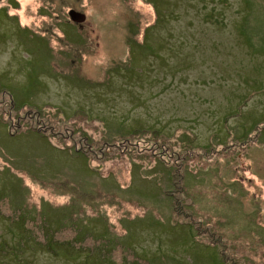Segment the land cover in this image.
Here are the masks:
<instances>
[{"label":"rangeland","instance_id":"obj_1","mask_svg":"<svg viewBox=\"0 0 264 264\" xmlns=\"http://www.w3.org/2000/svg\"><path fill=\"white\" fill-rule=\"evenodd\" d=\"M10 2L0 264H264V0Z\"/></svg>","mask_w":264,"mask_h":264},{"label":"trees","instance_id":"obj_2","mask_svg":"<svg viewBox=\"0 0 264 264\" xmlns=\"http://www.w3.org/2000/svg\"><path fill=\"white\" fill-rule=\"evenodd\" d=\"M15 3V2H14ZM15 5H16V3H15ZM18 5H19V3L17 4V6H14L13 5V2H10V3H8L7 4V6L6 7H4L3 8V11H2V13L0 14V17L1 18H3L5 21H3L2 22V24H1V32H2V34H7L5 31H7L8 29H6V30H3L4 29V27L6 26V24L8 23L9 25H12V24H14V26H15V29H18V27H20V28H22L23 27V25L21 24V22L20 23H17V21H19V19L18 18H20V14L18 13V12H15V11H12V10H16V9H18ZM11 7V8H10ZM43 18L44 17H46V16H42ZM12 23V24H11ZM27 27V26H26ZM28 30V29H27ZM7 32H10V33H12L13 31H7ZM23 214H25L26 215V212H22L20 215H19V217H18V221H20V219H22V217H23ZM26 218H28L27 216H26ZM26 218H25V220L24 221H26ZM17 221V220H16ZM17 221V222H18ZM18 225H19V223H18ZM21 225H23V222L21 221ZM22 227V229H23V226H21ZM23 231H25L24 229H23ZM13 237V240L17 243H19V245H20V247L22 248V249H26V243H31V241H37V238L34 236L32 239H28V238H26L25 236H23L21 233L18 235V236H15V235H13L12 236ZM2 238H1V236H0V240H1ZM50 241H51V239H49V240H47V242H44V243H42L41 244V247L42 248H44L45 250H48V251H50V252H52V253H55V254H57L58 253V250H59V248H61L60 246H62L63 244H57L56 242L57 241H53V242H51L50 243ZM79 249H81V247L80 248H76L75 250L76 251H78ZM2 252H3V254H11V247H10V245L9 244H7V243H4V246H3V250H2ZM13 252H14V254H15V256L17 257L18 256V253L15 251V249L13 250ZM79 253H84L85 251H78ZM62 255L63 256H65V258H67L68 260H74V262L75 261H77V259L79 260V258H77L79 255H75V251H73V250H65L63 253H62ZM85 257L86 258H90V255L89 254H86L85 256H83V257H80V259H82V260H84L85 261Z\"/></svg>","mask_w":264,"mask_h":264},{"label":"bare ground","instance_id":"obj_3","mask_svg":"<svg viewBox=\"0 0 264 264\" xmlns=\"http://www.w3.org/2000/svg\"><path fill=\"white\" fill-rule=\"evenodd\" d=\"M23 11H24V8L22 9V20H23V17H24V16H23Z\"/></svg>","mask_w":264,"mask_h":264},{"label":"water","instance_id":"obj_4","mask_svg":"<svg viewBox=\"0 0 264 264\" xmlns=\"http://www.w3.org/2000/svg\"><path fill=\"white\" fill-rule=\"evenodd\" d=\"M1 1V0H0Z\"/></svg>","mask_w":264,"mask_h":264}]
</instances>
